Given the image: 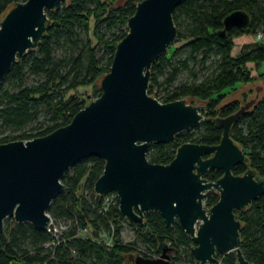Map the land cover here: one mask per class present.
<instances>
[{"label":"water","instance_id":"water-1","mask_svg":"<svg viewBox=\"0 0 264 264\" xmlns=\"http://www.w3.org/2000/svg\"><path fill=\"white\" fill-rule=\"evenodd\" d=\"M184 1L144 0L137 5L110 72L100 81L102 95L69 125L30 141L0 144V237L7 219L46 231L49 208L66 190V173L78 162L97 157L105 169L94 191L100 196L116 193L120 212L130 223H144L147 214L157 212L167 227L178 222L195 242L191 252L200 264H224L218 256L230 253L236 255V264H254L241 250L242 223L235 212L264 195V178L250 167L232 129L260 95L228 117L206 119L204 105L185 99L160 103L148 92L153 65L177 39L173 15ZM67 4L68 0H28L5 13L0 23V86L19 57L38 49L50 27L48 12H62ZM249 24L246 13H232L224 20L223 34ZM204 120L223 130L218 145L185 143L168 165L148 160L152 145L173 142ZM238 165L247 167L245 174L233 173ZM211 170L223 176L209 181ZM210 192L220 199L208 209L204 199ZM171 252L166 247L159 258L138 255L134 264H172Z\"/></svg>","mask_w":264,"mask_h":264},{"label":"trees","instance_id":"trees-1","mask_svg":"<svg viewBox=\"0 0 264 264\" xmlns=\"http://www.w3.org/2000/svg\"><path fill=\"white\" fill-rule=\"evenodd\" d=\"M27 1L0 0V23L15 3ZM142 1L68 0L64 11L48 12L50 27L38 49L19 57L0 86V129L23 130L34 123H39V126L20 136L3 137L0 144L30 141L69 125L75 115L90 103L75 94L80 88L93 86L97 98L102 95L100 81L110 72L117 45L128 33V20ZM238 11L249 15V26L245 29L231 28L223 34L224 20ZM173 19L178 29L175 44L181 43L182 46L176 47L171 55L165 52L153 65L149 94L153 95L156 90L163 103L182 99L202 101L206 119L234 114L241 106L238 102H227L229 92L225 91L252 83L249 65H264L263 44L256 43L235 56V40L255 35L263 27L264 0H185L176 9ZM100 46L108 56L105 63L98 57ZM56 47H65L68 54L57 58ZM184 49L188 51V57L174 61ZM197 55L202 56L204 64L213 55L218 57L213 75L201 83L175 85L181 71L188 69ZM168 68L172 69L171 73L162 84L159 77ZM26 73L39 77L40 81L27 86ZM5 82L8 85L4 86ZM42 116L49 118L47 123H40ZM243 124L248 125L246 131ZM222 135L221 128L204 120L199 127L177 135L173 142L152 145L147 157L153 164L168 165L183 144L214 146L221 142ZM232 138L246 152L250 167L264 178V98H260L234 125ZM104 169L102 159L91 157L78 162L62 179L66 190L52 203L48 213L56 221L63 218L72 220L66 234L69 242L52 247V236L46 231L37 230L30 223L14 222L6 225L0 237V264H134L138 255L149 257L123 244L124 223L137 229L138 238L155 255L160 256L169 247L171 253L180 255L185 250L188 260L197 261L191 252L195 242L178 222L169 228L159 213L152 212L145 216L144 223L132 224L120 212L119 202L106 214H100L102 200L96 197L94 188ZM246 171L244 165L233 169L235 175H243ZM222 176V171L211 170L206 179L215 182ZM85 191H89L90 196L86 197ZM219 199L218 193H208L206 208L213 207ZM235 214L242 223L241 250L245 258L254 264H264V195ZM85 228H89L94 241L77 237ZM103 230L114 234L113 246L99 243V234ZM218 258L224 264L237 262L234 253L219 255Z\"/></svg>","mask_w":264,"mask_h":264},{"label":"rangeland","instance_id":"rangeland-1","mask_svg":"<svg viewBox=\"0 0 264 264\" xmlns=\"http://www.w3.org/2000/svg\"><path fill=\"white\" fill-rule=\"evenodd\" d=\"M245 39V38H244ZM242 37L235 40V50L234 55L237 56L240 53L244 51L245 48H249L251 46H254L257 42L255 40L254 35H251L248 37V39L244 40ZM182 44H174L166 53L170 52V55L173 53L174 49L180 48ZM68 54V51L65 47H56V57L62 58ZM98 57L102 59L103 63H105L108 59V56L105 54L104 47L100 46L98 49ZM188 57V51L182 50L175 58L174 61L178 60H184ZM218 60V57L213 55L205 64L202 63V56L197 55L195 61H191L189 68L186 70L181 71L179 74L177 81L175 85H178L180 83H201L205 81L206 79L210 78L215 69H216V62ZM249 68L252 71L253 81L250 84L246 85H239L237 86V89L235 90H227L225 93L229 92L227 102H238L240 106H242L244 103H246L248 100L255 98L257 94L260 95V98H264V65L261 67H256L255 65H249ZM171 68H168L164 75L159 77V82L164 84L168 78V75L171 73ZM40 81L39 77H34L30 75L29 73H26L25 77V83L27 86H32L35 83ZM8 85V82H5L4 86ZM96 87L98 85V82L95 84ZM165 87V86H163ZM161 90V87L159 88ZM164 89V88H162ZM75 94L81 96L83 99H85L87 102H90L93 98H97V91L96 88L93 86L90 87H84L80 88ZM188 102H190L193 105H203L204 103L202 101H199L197 99H187ZM49 118H46L45 116H42L40 123H44L48 121ZM39 123H34L28 127H26L23 130H15L13 128H3L0 129V139L3 137H16L22 135L25 131L31 130V128L38 127ZM245 131L248 128L247 124L242 125ZM204 206L205 199H204ZM15 222L14 219L5 222L4 228L6 225H13ZM137 229L133 227H129L126 223L123 224V230H122V240L123 244L126 246H130L137 251H139L142 254L148 255V258H159V256L155 255L153 250H150L149 246L142 242L140 238L136 235ZM111 234L103 230L99 234V240L102 243L105 242H111ZM135 244V245H131ZM182 251L180 255L176 254V252H173L170 254V261L173 264H200L198 261L191 262L188 260L186 253ZM175 258H178L175 260ZM221 261L222 259L219 258Z\"/></svg>","mask_w":264,"mask_h":264},{"label":"built area","instance_id":"built-area-1","mask_svg":"<svg viewBox=\"0 0 264 264\" xmlns=\"http://www.w3.org/2000/svg\"><path fill=\"white\" fill-rule=\"evenodd\" d=\"M255 40L257 43L264 45V25L263 27L254 35ZM154 96L160 103H163L161 100V97L159 96L158 92L155 90ZM96 197H99L102 200V206L99 210L100 214H106L110 207L117 206L119 202V197L115 193H108L104 196L97 195L94 193ZM84 195L86 197L90 196L89 191H85ZM120 210V209H119ZM51 218V216H50ZM125 224V223H124ZM72 226V220L63 218L61 220H54L51 218L50 224L48 228L46 229V232L49 233L52 236V247H59L62 244H65L70 241V239L67 238L66 234L70 230V227ZM111 242H105L102 243L99 241L100 244H103L107 247L113 246V240H114V234L111 235ZM77 237L83 238V239H90L94 241V238L92 237V234L89 230V228H85L79 231Z\"/></svg>","mask_w":264,"mask_h":264},{"label":"crops","instance_id":"crops-1","mask_svg":"<svg viewBox=\"0 0 264 264\" xmlns=\"http://www.w3.org/2000/svg\"><path fill=\"white\" fill-rule=\"evenodd\" d=\"M248 37H249V36H243L242 38H243V39L245 38L244 40H246V39H248ZM251 47H252V46H251Z\"/></svg>","mask_w":264,"mask_h":264}]
</instances>
